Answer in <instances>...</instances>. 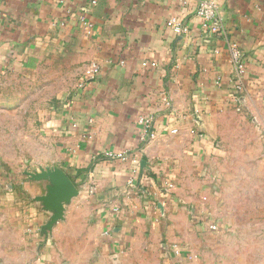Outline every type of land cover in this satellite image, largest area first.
I'll use <instances>...</instances> for the list:
<instances>
[{
    "label": "crops",
    "instance_id": "1",
    "mask_svg": "<svg viewBox=\"0 0 264 264\" xmlns=\"http://www.w3.org/2000/svg\"><path fill=\"white\" fill-rule=\"evenodd\" d=\"M216 1L221 34L202 28L198 0H0V74L60 50L77 71L28 161L60 168L76 194L47 228L54 183L0 157V264H264L263 217L236 222L213 186L219 120L234 107L264 134V0Z\"/></svg>",
    "mask_w": 264,
    "mask_h": 264
},
{
    "label": "rangeland",
    "instance_id": "2",
    "mask_svg": "<svg viewBox=\"0 0 264 264\" xmlns=\"http://www.w3.org/2000/svg\"><path fill=\"white\" fill-rule=\"evenodd\" d=\"M76 77L71 56L62 50L44 57L32 72L0 74L3 170L15 161L26 165L38 147L45 145L43 122L53 106L66 96ZM257 123L241 118L232 107L219 120L213 141V146L220 148L214 167L220 182L217 180L213 186L225 206L231 208L236 222L262 217L264 220V134L262 128H256ZM222 175L231 180L223 182Z\"/></svg>",
    "mask_w": 264,
    "mask_h": 264
},
{
    "label": "built area",
    "instance_id": "3",
    "mask_svg": "<svg viewBox=\"0 0 264 264\" xmlns=\"http://www.w3.org/2000/svg\"><path fill=\"white\" fill-rule=\"evenodd\" d=\"M92 3H94V1H92ZM195 13L201 19V26L206 32L214 33V34H221L223 32V25H222L223 17L221 14L220 6L216 0H198ZM169 22L176 33L182 34L185 32L186 27L181 22H179L177 18L171 17L169 19ZM60 24H63V22H61ZM229 61L234 69V76H235L233 80L234 88L238 89L241 87V80L245 73L244 72L245 68L241 53L238 50V48L235 47L234 45L229 47ZM99 72H100L99 66L96 64V62H92L88 69L87 80L95 78L99 74ZM83 84L84 82H79L78 87L81 88ZM139 122L142 125L143 132L145 134H148L150 137H152L153 134L150 131V125H151L150 119L140 118ZM171 131L174 132L175 129ZM107 155L111 156L112 154L107 153ZM116 155L119 156V154ZM38 169L39 167L36 168L31 163H29L26 166L25 171L33 172V171H38ZM129 182H131V180ZM171 187L172 184L169 183L166 188L170 189ZM91 192H92V188H89V193ZM208 227L211 230L217 229L216 225L213 223L209 224ZM104 234H108V232L105 231Z\"/></svg>",
    "mask_w": 264,
    "mask_h": 264
},
{
    "label": "water",
    "instance_id": "4",
    "mask_svg": "<svg viewBox=\"0 0 264 264\" xmlns=\"http://www.w3.org/2000/svg\"><path fill=\"white\" fill-rule=\"evenodd\" d=\"M26 176L32 180L50 179L54 185L49 187V193L41 197L46 208L53 211L45 227L49 228L57 219L63 215V201H68L74 194L76 188L68 180L66 174L56 166H40L38 171H25Z\"/></svg>",
    "mask_w": 264,
    "mask_h": 264
}]
</instances>
